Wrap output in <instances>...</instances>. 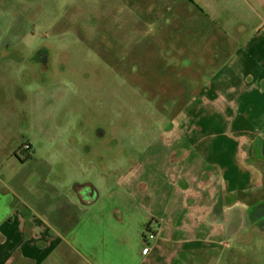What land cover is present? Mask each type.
<instances>
[{"label":"rangeland","instance_id":"rangeland-1","mask_svg":"<svg viewBox=\"0 0 264 264\" xmlns=\"http://www.w3.org/2000/svg\"><path fill=\"white\" fill-rule=\"evenodd\" d=\"M0 1L5 5L0 8L1 34L10 38L20 51H0V175L11 180L9 186L15 191V201L21 198V202L33 207L28 217V228L18 229L6 223V219L1 222L6 243H12L18 253L22 249L25 256H34L36 264H46V256L50 254L54 255L52 264H62L55 254L66 248L63 238L71 240L74 236L69 230L81 218L77 202L57 197L51 201L50 208L32 205V187L38 184L60 192L59 182L71 177L81 179L86 174L91 186L83 194L91 196L95 189L96 167L111 164L113 169L118 167L121 173L127 171L131 174L136 180L132 187L138 192L139 181L145 173L155 182L158 191L160 187H166L165 195H169V183L179 170L176 167L188 154L183 178L188 179L196 191L200 180L207 182L213 176L210 179L214 196L213 216L231 211L225 222L220 224L216 220L218 223H211L210 229L200 234L202 240L204 236L207 238L208 245L201 242L189 245L188 252L179 258L180 264H240L241 259L246 264H256L248 255H254L261 249L264 251V242L257 241L249 252L242 246L248 242L246 235L250 219L247 210L263 196L264 159L260 154L264 156V96L258 92L255 94L261 97L259 115L256 111L254 116L249 113L256 103L244 99L253 91L252 86L238 89L235 98L227 97L224 113L217 107L220 114L216 109L213 113L207 110L206 117L212 119L216 128L220 126L216 121L225 119L228 125L233 123V126L229 128L227 125L228 133L223 137H206L204 129L190 124V121L201 117L200 110H205L200 106L197 111L199 99L194 98V101L188 97L187 91H182L177 81L179 56L188 52L184 45L180 46V39L172 38L167 31H150V23L155 26L153 29L161 25L168 28L160 17H151V0H130L132 7H126L124 0ZM233 5L246 18L252 8L263 15L251 22L254 41L250 45L245 41L238 44L242 45L243 53H264V0H235ZM16 25L17 28L24 26L23 30L11 36V29ZM170 32L173 33V27ZM150 33L151 37H148ZM154 40L157 42L152 45ZM42 41L52 45L50 63L47 64L50 69L43 75L41 64H38L32 70V79L24 82L23 73L31 67L28 59L38 61V55L30 50ZM217 43L215 37H210V46L203 53H216L213 45ZM236 43L237 40L226 38L223 58H230L228 54ZM142 53L153 54L143 57ZM171 53L177 60L165 57ZM198 63L202 66L204 61ZM194 86V83L188 84L191 93ZM182 92L187 104L183 100L181 106L192 107L188 114L196 115L188 119L187 130L182 132V137L164 136L163 132L170 129L167 128V120L171 121L185 108L178 107L173 114L180 99L168 102L166 97L178 96ZM230 107L233 110L227 112ZM14 112H21L18 122L24 119V124L19 125L13 120ZM164 112L166 121H160ZM180 114L185 120V112ZM74 122V130L68 136L69 127ZM10 131L16 133L8 134ZM26 142L35 145L34 149H25ZM26 163H30L29 166ZM146 163L150 167L143 171ZM66 164L71 166L63 170ZM39 167L43 174L37 171ZM166 168L173 171L165 173ZM228 173L239 182L246 180L244 190L234 191L223 183L219 187L222 180L227 181L225 175ZM118 176L119 172L110 178ZM68 183L72 185L74 179L68 180L67 186ZM97 187L100 192L103 185ZM218 189L224 191L231 201L224 199L218 206L215 203ZM162 211L161 205H154L141 212L149 221L151 212ZM253 218H259L257 212ZM142 232L154 234L155 225L145 227ZM241 232L244 234L237 239L235 236ZM32 235L35 240L46 242L47 247L44 243L37 246L35 242L32 247L22 241L23 237L30 239ZM87 243L93 246V233ZM21 257L23 255H16L17 259ZM63 260L66 264L71 263L67 252Z\"/></svg>","mask_w":264,"mask_h":264},{"label":"crops","instance_id":"crops-1","mask_svg":"<svg viewBox=\"0 0 264 264\" xmlns=\"http://www.w3.org/2000/svg\"><path fill=\"white\" fill-rule=\"evenodd\" d=\"M192 1L193 3L189 0H151L153 5L157 3L151 17H160L162 21L165 18L170 19L173 23L174 38H179L180 46L184 45L191 55L206 56V53L203 52H205L208 39L210 37L217 39L218 43L216 46L213 45L216 50L214 53L216 60L202 66L198 62L192 64L188 62L184 67L185 71H182L179 66L180 72L177 73V81L179 88L182 91H187L188 97L193 100L194 98L199 99L197 111L200 106L205 110H200L201 117L190 121V124H197L204 129V136L206 137H223L228 133L226 119L216 121L220 125L216 128L212 119L206 117L207 110L213 113V109L215 110L217 107L224 113V109L227 107L225 99L227 97L235 98L238 89L252 86L253 91L244 99L247 98L256 103L254 111L259 115V99L261 97L255 96V94L258 92L264 96V53H243L242 45L238 43L245 41L247 45H250L254 41V37H251L253 33L251 22L258 20L263 15L252 8L246 18L241 10L234 7L235 0ZM186 9L191 10L186 11ZM227 37L237 40L228 54L230 57L228 60L223 58L224 53H226ZM251 69L254 72H251ZM189 70H197L198 72H190ZM239 74H242V77ZM190 83L195 84L191 88L192 93L189 91L190 87L188 88ZM183 93L178 96L166 97L168 102L180 99L173 112L177 111L178 107H185V109H181L175 117L170 119L171 121L167 120L169 122L167 128L170 129L163 132L164 136L182 137V132L187 130L188 119L196 115L195 111L193 115L188 114L192 107H187L186 98H184L185 93ZM183 100L186 104L181 106ZM0 105L2 104L0 103ZM229 110L233 109L227 108V112ZM182 112L187 115L185 120H182L180 114ZM217 112L220 114V110ZM20 115L21 112H14L12 117L19 125L24 124V119L18 122ZM235 120H237L236 117ZM160 121H166L165 112ZM232 126L233 123L228 125L229 128ZM73 129L71 125L67 133L68 136ZM14 133L16 131H10L8 134ZM34 147L35 145H32V149ZM187 156L188 154L185 155L184 161L176 167L179 170L175 172L176 178L169 183L171 188L169 195H165L166 187L162 189L160 187L158 191L155 182L145 173L142 180L139 181L140 190L138 192L132 187L136 180L132 179L131 174L127 171L121 173L120 168L115 167L113 169L111 164H106L103 168L96 167V177L93 179L94 196L85 197L83 194L91 186V183L87 182L90 178L86 174L81 179L69 178L68 180H76L72 185L68 183L69 187L66 184L67 181L59 182L61 193L55 188L49 190L40 187L38 184L32 187L30 189L33 192L32 205L50 208L51 201L57 197H66L77 202L81 218L79 223L69 230L71 236L73 234L74 236L71 240L63 238L66 248L61 249L55 256L60 259L62 264H66V261L63 260L65 252L68 253L71 260L70 264H180L179 258L188 252L189 245L199 242L208 245L207 238L204 236V240H202L200 234L209 230L211 223H218L216 220H219L220 224L225 222L231 210L226 211L223 220L222 213L219 216H213L214 196L212 195L213 184L210 180L213 176L207 182L200 180L195 191L187 182L188 179L182 176ZM29 164L26 163L27 166ZM146 167H150V165L146 163L143 166V171L146 170ZM53 169L54 167H52V171ZM37 171L42 173L41 167ZM52 171L48 173L50 174ZM170 171L173 170L166 168L165 173ZM117 172H119L117 178H110ZM225 178L227 181L222 180L219 187H222L223 183L230 188L232 187L231 189L234 191L244 190L246 180L239 182L236 177L229 173L225 175ZM182 179L184 180L182 181ZM10 183V179L0 175V224L6 219V223L18 229L20 227L28 228L30 226L28 217L33 211V207L21 202V198L18 201L14 200L16 194L9 186ZM79 183L80 185H78ZM84 184L86 185L85 188L83 187ZM99 184L103 185L100 192L99 187H97ZM75 185H78L79 188L74 189ZM225 198V192L218 189L215 195V203L221 206ZM154 205H161L163 211L151 212L148 221L141 211ZM152 224L155 225V229L158 227L160 231L154 233L155 238L149 243L150 252L143 255L141 252L144 245L142 230ZM20 232L18 230V233ZM91 233H93L94 238L92 247L87 243ZM22 241L32 247L34 242L37 246L39 243H44V247H47L46 242L35 240L34 235L30 239L23 237ZM16 255H23V257L17 259ZM53 258V254L47 255L46 264H52ZM32 260L35 262L33 263ZM0 264H36V258L25 256V250L22 249H19L18 253V249L14 248L12 243L8 245L0 228Z\"/></svg>","mask_w":264,"mask_h":264},{"label":"flooded vegetation","instance_id":"flooded-vegetation-1","mask_svg":"<svg viewBox=\"0 0 264 264\" xmlns=\"http://www.w3.org/2000/svg\"><path fill=\"white\" fill-rule=\"evenodd\" d=\"M127 4L125 5L126 7H132V5H133V3H131L130 2V0H124ZM156 4L157 3H155L152 7H151V9H150V11H149V7H148V11L150 12V14L152 13V11L155 9V7H156ZM143 12V11H142ZM144 13V12H143ZM145 14V13H144ZM146 17V16H145ZM147 18V17H146ZM163 22H164V25H168V28H164L162 25L159 27V28H157V29H153V28H155V26L154 25H152L151 23L149 24V29H150V31H154V30H158L159 31V33L161 32V33H164L165 31H167L171 36H172V38H174V35H173V33H171L170 32V28L171 27H173V23H172V21L170 20V19H166L165 18V20H163ZM17 26L18 25H16L14 28L15 29H17V31L16 32H14V30L15 29H11V32H12V34H10L11 36L12 35H15V34H19V33H21V31L23 30V27L24 26H21L20 28H17ZM29 31V30H28ZM149 31V32H150ZM1 32L2 31H0V51L2 52V53H17V52H20V51H18L16 48H15V45H14V43H13V41H11V39L10 38H5V35L4 34H1ZM146 37H147V34H146ZM148 37H151V33H150V35H148ZM156 40H154L153 42H151V44L152 45H154V44H156ZM216 42H217V39H216ZM208 46H210L209 44H207V46L205 47V50L207 49V47ZM215 46H216V44H215ZM52 51V45H50V43H48L47 41H42V42H40V43H37L36 45H35V47L34 48H32L31 50H30V52L31 53H35V54H37L38 56H37V58H38V61L37 60H35V59H28V64L32 67H30V68H27L25 71H24V75H23V77H25V81L24 82H28L29 80H30V78L32 79V76L34 75L33 74V72H32V70L33 69H36L37 68V66H38V64H41V73L43 74V75H46L47 73H48V70L50 69V67L49 66H47V64L48 63H50V56H51V52ZM188 52V51H187ZM128 54H133V53H128ZM151 54H153V53H142V56L143 57H145V56H147V55H151ZM7 56V55H6ZM166 58H168V57H172V59L173 60H177L176 58H175V56H174V54H169V55H167V56H165ZM179 63H180V67H181V69H182V71H185V69H184V67L186 66V64L188 63V62H191V64L192 63H194V62H200L201 60H203L204 61V64L203 65H208V63H211V62H213V61H215L216 60V58L214 57V53H206V56H203V57H198V56H195L194 54H189V52L188 53H183V54H181L180 56H179ZM24 63H25V61H24ZM62 109V108H61ZM61 109H60V111H61ZM185 109V108H184ZM253 111H254V109L252 110V111H250L249 113L251 114V115H253L254 116V114H253ZM175 113V111L173 112V114ZM75 125H76V123L74 122L73 123V125H72V127L74 128L75 127ZM74 130V129H73ZM72 130V131H73ZM78 133H81V130L80 131H78ZM70 135H71V131H70ZM69 135V136H70ZM25 149H32V144L30 143V142H26V144H25ZM253 156H255V155H253ZM257 157V156H256ZM260 157L261 158H263L264 159V156L262 155V153L260 154ZM260 158V159H261ZM260 159H257V160H260ZM104 165L105 164H103V165H98V167H100V168H103L104 167ZM71 166V164H66V165H63V170L64 169H68L69 167ZM263 173H264V167H263ZM66 181H68V179H64V181L63 182H66ZM76 182V180L74 179V183ZM80 184V183H79ZM78 184V185H79ZM78 185L76 186V187H74V189H78L79 187H78ZM83 187L85 188L86 187V185L84 184L83 185ZM92 193H93V191H91ZM91 196H94L93 194L91 195ZM226 197V196H225ZM242 197H245V196H242ZM231 201V200H230ZM258 202V201H257ZM256 203V202H255ZM251 206H252V204H251ZM251 206H249V207H251ZM248 210H249V208H248ZM247 210V211H248ZM225 213V212H224ZM224 213H222V214H224ZM256 243H258V242H256ZM256 243H254V244H252L251 246H242V248L243 249H245L246 251H250L253 247H254V245L256 244ZM261 248H262V245H261ZM263 257H264V251L261 249L258 253H256V254H254V255H251V254H249L248 255V258L250 259V260H252V261H255L256 262V264H262V260H263ZM241 263L240 264H246L247 262L244 260V259H241V261H240Z\"/></svg>","mask_w":264,"mask_h":264},{"label":"trees","instance_id":"trees-1","mask_svg":"<svg viewBox=\"0 0 264 264\" xmlns=\"http://www.w3.org/2000/svg\"><path fill=\"white\" fill-rule=\"evenodd\" d=\"M189 1L193 3L192 0H189ZM7 2L11 3L12 1L7 0ZM4 6L5 5L2 3V1H0V8H4ZM225 200L229 201L230 199L226 197ZM256 212L258 213L259 218H255L256 220H254L253 217ZM225 213L223 214L222 220L225 218ZM247 217L248 219H250V222H249L250 225L248 224L247 229H249V231H248V234L246 235V238L248 242L249 241H253V242L251 244H248V242L245 241L244 246H251L252 244L256 243L259 240L264 242V189H263L262 199L254 203L251 207H249ZM241 233L237 234L235 237L238 239L240 236L244 234V233L242 234Z\"/></svg>","mask_w":264,"mask_h":264},{"label":"built area","instance_id":"built-area-1","mask_svg":"<svg viewBox=\"0 0 264 264\" xmlns=\"http://www.w3.org/2000/svg\"><path fill=\"white\" fill-rule=\"evenodd\" d=\"M159 231H160V229L158 227H156V233H159ZM154 238H155V234H153V233H151L149 235L144 234V237H143L144 245H143V248H142V251H141L143 255H146V254H148L150 252L151 246H150L149 243Z\"/></svg>","mask_w":264,"mask_h":264},{"label":"water","instance_id":"water-1","mask_svg":"<svg viewBox=\"0 0 264 264\" xmlns=\"http://www.w3.org/2000/svg\"><path fill=\"white\" fill-rule=\"evenodd\" d=\"M93 194V193H92Z\"/></svg>","mask_w":264,"mask_h":264}]
</instances>
